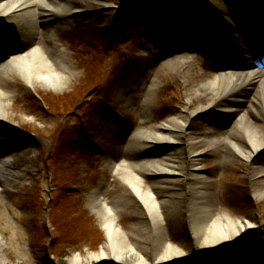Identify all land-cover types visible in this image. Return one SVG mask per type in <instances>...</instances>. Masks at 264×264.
I'll return each mask as SVG.
<instances>
[{
	"label": "rangeland",
	"instance_id": "1",
	"mask_svg": "<svg viewBox=\"0 0 264 264\" xmlns=\"http://www.w3.org/2000/svg\"><path fill=\"white\" fill-rule=\"evenodd\" d=\"M123 3L78 0L71 4L85 9L74 12L68 27L55 34L72 73L63 90L39 84L33 88L10 72L11 96L6 100L7 115L0 120V156L12 157L7 176L0 178V264H71L75 256L81 257V264H105L92 257L107 250L103 223L90 205L100 192L107 193L110 206L113 200L123 206L116 210L117 227L137 244L150 261L146 264H264V171L259 177L251 172V166L264 167V149L249 164L241 156L231 162L226 146L195 145L213 209L255 226L237 242L215 249L193 240L186 201L178 195L184 191L183 175L169 180L168 193H160L153 174L138 170L145 175L144 192L152 189L160 202L168 240L185 251L182 259L171 263H152L146 249L150 243L134 234L145 218L139 212L140 202L106 164L122 155L128 136L138 130L163 134L164 122L186 112V107L193 112L201 108L205 96L199 98L196 91L206 73L218 65L212 59L224 66L239 64L231 57L228 40L220 45L208 38V23L226 14L241 20L248 6L239 0H222L223 8L208 5L209 0L163 4L139 0L124 17ZM252 9L264 14L263 5L252 4ZM217 25L221 33L228 31L226 23ZM18 30L16 23H0L1 55L21 47V41H12ZM247 31L241 34L242 44ZM38 42L50 47L44 37ZM183 45L196 49L189 55L191 64L168 66V52ZM223 49L227 50L223 55L230 57L224 62L218 57ZM250 90L245 88L241 98L226 101L248 111ZM259 111L248 112L249 122L262 121ZM206 113L190 120L189 137L205 136L208 125L216 131L230 129L239 118L235 112ZM151 148L136 152V160L170 152ZM260 186L263 192L255 196L253 190Z\"/></svg>",
	"mask_w": 264,
	"mask_h": 264
},
{
	"label": "bare ground",
	"instance_id": "2",
	"mask_svg": "<svg viewBox=\"0 0 264 264\" xmlns=\"http://www.w3.org/2000/svg\"><path fill=\"white\" fill-rule=\"evenodd\" d=\"M77 1L0 0V23L10 21L18 24L20 30L12 40L17 42L18 39L22 42L20 49L9 54L0 64V120L7 115L6 100L11 96L9 89L13 80L10 72L17 73L33 88L39 84L49 89L63 90L68 85L72 73L62 55L64 48L57 44L55 34L68 27L74 12L85 9L79 4L71 7V4ZM240 1L249 7L245 8L244 14L253 28L245 43L242 44L234 30V27L238 28L235 19L227 14L209 21L212 27L209 37L231 41L232 54L235 59H243V62L230 63L225 66L219 64L212 67L203 77L196 91L199 98L205 96L199 110L193 112L186 107V112L164 122L163 134L153 136L149 131L138 130L128 136V144L118 159L106 161L110 171L121 177L126 191L140 202L139 212L145 218L139 225L137 224L134 234L136 238L150 243V247L147 246L146 249L152 256V263H170L180 260L185 256V251L168 240L163 226L160 202L152 189L144 192L145 175L140 174L138 170L153 174V178L157 180L155 187L160 193H168L165 186L170 184L169 180H179L182 178L179 175H183L184 191L178 192V195L186 201L190 233L196 244H203L210 249L220 248L237 242L238 239L254 230L255 226L248 221L240 218L234 220L227 215L218 214L213 209L207 197L209 195L207 179L199 171L201 164L197 156L200 150L195 147L196 144L201 147L211 145L214 149L226 146L230 150L231 162L241 156L249 164L264 149V140L261 139L264 127L262 125V121L264 122V58L258 60L250 58V52H253L255 46L259 48L255 51L257 54H260L261 49L264 52V14L255 16L250 5L264 6V0ZM211 4L223 8L222 0H209L208 5ZM218 21L226 23V29H230L231 33H221L217 25ZM39 24L44 26L42 30L38 28ZM41 37L49 42L50 47L38 42ZM180 49L182 51H179V56L166 59L168 66L191 64L192 59L188 55H183L185 53L182 52L195 54L192 52L196 49L184 45L177 50ZM224 52H226L225 49L218 55L223 62L228 56L223 55ZM248 87L251 88L252 93V103L248 111L241 110L232 101H226L229 98H241V94ZM204 93L208 94L204 95ZM250 111L256 113L259 111L262 121L260 123L249 122L248 112ZM205 112L222 116L235 112L239 118L230 129L220 128L216 131L212 125H208L204 128L205 136L189 137L186 132L190 120ZM238 141H246V143ZM151 146L155 150L165 149L170 152L149 156L145 161L136 160V152ZM11 158V155L0 156V178L5 179L7 176ZM27 169H29L28 166ZM263 171V166L251 167L253 176L259 177ZM262 192L261 186L253 190L255 196L261 195ZM90 205L102 221L108 240L107 250H102L100 254H92V257L105 264H146L150 262L138 250L137 244L131 241L129 235L117 227L116 210L123 209L121 204L113 200V205L110 206L107 193L100 192L92 197ZM71 264H81V257L75 256Z\"/></svg>",
	"mask_w": 264,
	"mask_h": 264
},
{
	"label": "trees",
	"instance_id": "3",
	"mask_svg": "<svg viewBox=\"0 0 264 264\" xmlns=\"http://www.w3.org/2000/svg\"><path fill=\"white\" fill-rule=\"evenodd\" d=\"M139 0H124L123 8L121 9V14L125 17L127 13L131 10V8L135 9V5ZM153 3L156 0H151Z\"/></svg>",
	"mask_w": 264,
	"mask_h": 264
},
{
	"label": "water",
	"instance_id": "4",
	"mask_svg": "<svg viewBox=\"0 0 264 264\" xmlns=\"http://www.w3.org/2000/svg\"><path fill=\"white\" fill-rule=\"evenodd\" d=\"M229 263H231V262L229 261Z\"/></svg>",
	"mask_w": 264,
	"mask_h": 264
}]
</instances>
